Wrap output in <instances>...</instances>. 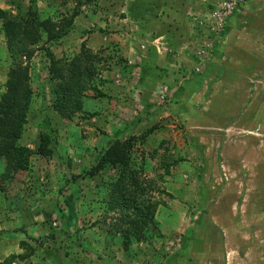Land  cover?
Instances as JSON below:
<instances>
[{
    "label": "rangeland",
    "instance_id": "1",
    "mask_svg": "<svg viewBox=\"0 0 264 264\" xmlns=\"http://www.w3.org/2000/svg\"><path fill=\"white\" fill-rule=\"evenodd\" d=\"M28 1L0 0V10L15 14L17 10H25L29 6ZM65 1L68 2V10L71 9L72 0H35L42 18L52 16L56 7L61 6ZM128 4V0H99L96 6L82 7L79 11L80 15L75 19L74 28L64 39L52 44L50 49L58 59L67 57L70 60L83 44L88 50L96 52L102 48L97 49L96 45L90 48L91 43H102L106 46L107 44L113 46V50L109 52L116 61L119 59L123 61V64L105 65L95 75L101 81L102 77H108L103 80L105 81L104 85L110 84L116 90L125 89L124 98L116 102V100L112 101V94H115L116 91L111 92V96H109L108 91L103 93V86L100 87V91L107 98L106 101L110 100L111 102V113L108 114L104 123L106 126L111 124L116 130L113 136H120L121 140L132 135L136 138V143L131 150L134 164L129 166V169L137 173V187H140V190L145 189V206L151 208H153L152 205L156 206L153 208L154 219H156L154 225H157V229L159 228V236H154L151 243L140 240L132 247L130 246V251L123 249L122 244L127 233L125 230L129 228L127 224L130 221L115 223L120 211L115 213L113 210H108L106 202L110 198L109 187L106 186L108 178L104 181V186L99 189L96 188L97 179L81 178L73 192L75 195L73 203L70 206H65L64 202H61L72 194L71 186L73 184L66 183V181L70 180L72 176L79 175L82 164L92 167L97 159L77 158L80 150L75 143L87 142L88 139L93 138L91 136L94 131L100 132V130L93 127L91 119H86L84 122L74 119L72 123L60 121L59 117L48 109V92L43 83L45 73L40 62L43 54L37 52L32 60L35 66L30 75H32L33 88L39 87L43 90L46 108H40L41 100L32 103L25 131L18 145L35 151L37 134L41 130L46 131L55 127L58 147L51 160L32 155L30 163L34 174L23 178L18 184V190L11 184L6 186L7 188L5 187L4 193H0V220L4 208L9 209L5 200L13 199L18 195L23 200L22 202L27 203L23 207L26 212L18 210L17 207L12 211L14 215L19 212L22 213L21 217L32 215L37 217V213L44 210L52 216L50 223L55 228L58 223L54 219L57 211L59 214L57 213L56 217L57 215L62 216L64 220H68V224L73 221L74 224L65 225L58 236L64 239L62 243L65 245V249L60 247V253L56 257L58 264L66 262L65 253H67L66 258L71 256L70 260L74 264H169V261L175 259L174 256L177 255L179 249L186 246L188 240L185 243L181 237L185 234L190 237L193 232L192 227H195V221L201 210L199 208L203 206L200 203L203 195V189L199 185L200 180L182 177L185 174L182 167L185 171L188 170L187 167H194L190 163H193L197 156L196 152H190L188 140L190 135L197 138L196 140L201 138L200 140L205 144H211V138H208L206 131L198 133L195 129L197 123L203 127L205 125L203 122L206 119H195L192 110L191 113L186 111L190 103L194 105L195 110L202 108V104L197 102L200 92L182 80L180 74L171 72L169 66L162 65L165 62L159 63L161 59H164V56L171 53L169 49L158 43L155 38L149 37L141 42L140 36L133 33L137 30L141 34V29L147 27L143 19L139 17L133 23L136 25V29L132 32L128 29L127 18L124 17L131 9ZM200 24L204 28L206 27L204 21ZM196 42L199 45L201 38H198ZM106 50H110L109 47ZM132 50L135 52L133 53ZM187 50L194 54L196 51L193 48ZM104 57L107 55L104 54ZM0 66L2 67L0 69L1 96L4 91V74L10 66L9 54L1 33ZM203 71H205V67ZM164 72H167L168 75L165 76ZM177 76L179 81L173 82ZM182 91L188 92L192 97L189 100L182 96L177 98ZM87 94L89 97L93 95L91 92ZM205 100L204 97L201 98V101ZM249 100L250 98H245L244 106L249 104ZM104 102L103 100V103H100L102 109L105 105ZM94 105H99L98 99L87 102L85 107L90 108ZM204 110L207 108L202 111ZM131 114L133 119H131ZM206 117L209 118L210 115L206 114ZM188 118L190 119L187 121ZM100 120L103 123V119ZM128 122H134L138 128L135 131L131 130L132 123L128 127L125 125ZM93 147L91 146V152L95 153ZM195 148L200 152V155L206 153L204 151L206 146H196ZM225 148L228 155H232L233 150H236L235 155H239L243 151H238V146ZM99 150L103 153V145L99 147ZM68 164H70L69 167ZM1 168L2 163L0 164V173ZM109 174L110 176L114 175V171L111 170ZM133 184L129 183V187L134 188ZM40 185L42 187H39ZM36 189H38L36 193L42 191L39 197L34 193ZM59 190H62V195L58 194ZM94 190L99 191V197L94 195ZM137 192L140 191L137 190ZM18 200L16 203L20 205ZM25 208L30 210L27 211ZM131 209V206L123 207L121 213L129 215L128 218L132 219L135 214ZM16 217H18L17 214ZM34 221H37L38 228L47 230L42 225L44 218H35ZM20 225H22V221ZM45 226L48 227L46 224ZM188 229H190L189 232H187ZM71 230L74 232H70ZM28 231L35 233L32 228ZM40 232L36 233L39 235V239L46 236V232L42 234ZM53 233L56 232L53 231ZM12 234L11 229L4 231L3 226L0 225V239H2V241L0 240V261H2L1 258H4L3 243L11 241ZM13 235L15 236V234ZM47 240L43 239L44 245H36L38 251L46 247ZM50 241L48 240V242ZM18 250V253L26 252V249L19 246ZM178 258L172 264H178L176 262ZM3 261L1 263L8 264ZM28 263L31 264L30 260Z\"/></svg>",
    "mask_w": 264,
    "mask_h": 264
},
{
    "label": "crops",
    "instance_id": "2",
    "mask_svg": "<svg viewBox=\"0 0 264 264\" xmlns=\"http://www.w3.org/2000/svg\"><path fill=\"white\" fill-rule=\"evenodd\" d=\"M220 1L128 0L131 9L128 15L124 16L131 32L136 29L133 23L139 17L145 21L147 27L141 29V34L137 30L133 33L140 36L141 42L151 37L169 49L171 53L164 56L159 63L165 62L162 65L169 66L171 72L180 74L182 78L188 72L192 74L195 67L193 54L187 49L192 50L197 39L201 38L199 33L203 32L210 42L205 76L197 75L188 82L189 86H196V90L200 92L197 102L202 104V108L195 110L194 105L190 103L186 111L191 113L192 110L195 119H206L203 127L197 123L195 129L198 133H204L203 131L208 133L211 147L203 143L201 138L196 140L197 138L190 135L188 139L190 152H196L197 156L194 162L190 163L194 167H187L186 171L182 167L185 173L182 177L200 180L199 185L203 189L200 203L203 206L199 208L201 210L198 217L196 216L198 221H195L190 237L186 234L181 237L185 243L188 240L186 246L179 249L174 256L175 259L169 261V264L175 262L178 257L176 261L178 264H264V0H249L240 5L227 20L222 31L212 33L209 30V16L216 10ZM203 21L206 29L200 24ZM94 45L98 46L97 49L109 47V51L113 50V46L95 42L91 43L90 48ZM168 73L164 72V75ZM201 76L204 84L198 86L195 80ZM103 79L108 77L105 76ZM175 80L179 81L178 76L173 82ZM106 90L109 96L111 92L116 91L112 94V101L118 102L125 96L123 88L116 90L112 85L106 84L102 87L103 93H106ZM181 96L187 100L192 97L185 91L180 92L177 98ZM202 97L206 100L201 101ZM245 98H250L246 106ZM104 104L103 109L99 111V118L91 119L93 127L100 132L94 131L91 136L93 138L87 142L75 143L80 150L77 158L93 160L100 157L99 147L103 145L105 148L113 138L116 130L111 124L106 126L105 119L102 118L103 111L107 116L111 113V102L105 101ZM204 108L207 110L202 111ZM206 114L210 117L207 118ZM110 118L111 116L108 121ZM131 123L125 125L128 127ZM132 125L131 130L135 131L138 127L134 122ZM91 146H94L95 153L91 152ZM196 146H206L204 150L206 153L200 155ZM229 146H238L237 150L243 151L235 155L236 150H233V154L228 155L225 147ZM81 166L79 174L83 169L90 168L86 164ZM15 188L17 189L18 185ZM41 192L36 196L39 197ZM18 198L21 203L18 210L26 212L23 207L27 203L22 202L19 196ZM5 202L9 208L8 200ZM13 209L4 208L1 213L0 225L3 226V230L11 229L15 234V236L12 234L11 241L3 243L4 258L1 260L25 254L18 253L19 246L22 249L27 247L35 249V253L25 262L17 259L12 264H28L29 260L31 264H58L56 257L60 253L59 249L60 247L65 249L62 243L64 239L58 236L64 228L57 223V227H54L56 233L52 238H48L51 241L47 240L46 247L38 251L36 245L39 235L36 233L40 230V234L47 231L38 228V223L34 219L42 217L46 220L47 212H39L37 217L33 215L21 217L22 213L16 212L14 215ZM57 213L59 214V211ZM57 218L63 217L57 215ZM67 222V220L64 222L66 226L74 224L73 221L70 224ZM30 228L35 233L29 232ZM66 255L67 253L64 254L66 262L62 264H74L70 260L71 256L66 258Z\"/></svg>",
    "mask_w": 264,
    "mask_h": 264
},
{
    "label": "trees",
    "instance_id": "3",
    "mask_svg": "<svg viewBox=\"0 0 264 264\" xmlns=\"http://www.w3.org/2000/svg\"><path fill=\"white\" fill-rule=\"evenodd\" d=\"M98 1L72 0V8L69 10L68 2L65 1L61 6L56 7L52 16L44 18L38 12L35 0H29V6L25 10L15 11V14L0 10V33L5 41L10 59V66L5 74L4 91L0 96V164L2 163L0 193L5 192L6 186L11 184L16 186L27 175L29 177L34 174L30 163L32 155L51 160L58 147L55 127L46 131L41 130L37 134L35 151L18 145L24 134L32 103L41 100L40 108H46L43 90L39 87L33 88L32 75H30L35 66L32 60L37 52L43 54L40 62L45 73L43 83L48 92V109L56 114L60 121L69 123L74 122V119L84 122L93 117L99 118V111L102 109L100 105L85 107L87 102L94 99H98L99 104L107 99L100 91V87L104 86L105 81L97 79L95 75L105 65L123 64V61L120 59L116 61L109 50H106L107 48L93 52L88 50L85 44L70 60L67 57L58 59L50 49L52 44L64 39L74 28L75 19L80 15L81 8L96 6ZM104 54L107 57H104ZM185 82L191 81L185 80ZM195 84L203 86L204 81L200 78L195 80ZM193 88L196 89V86ZM88 92L93 94L92 97H89ZM106 117L107 115L103 111L102 118L106 119ZM119 138L120 136L114 135L110 139L107 147L92 167L83 169L79 175L72 176L70 180L66 181V183L73 184L71 186L72 194L65 197L63 202L65 206H70L73 203L75 196L73 192L81 178L97 179V189L104 186V181L108 178L106 186L109 187L110 198L109 201H106L107 208L115 213L120 211L115 223L130 221L127 224L129 228L125 230L127 233L122 244L124 250L130 251V246L132 247L140 240L151 243L154 236H159V228L157 229V225H154L156 219H154L153 208L156 206L152 205L153 208L145 206V189L140 190V187H137V173L129 169V166L134 164L131 150L136 143V138L133 135L125 140ZM69 166L70 164H68ZM111 170L114 171V175L110 176ZM129 183H134L132 186L135 185V187H129ZM37 191L38 189L34 193L37 194ZM61 191L59 190L58 194L62 195ZM94 195L99 197V191L94 190ZM17 200L18 196L8 200L9 209L19 208ZM129 206L135 214L132 219L128 218L129 215L121 213L123 207ZM46 215L47 218L44 219L42 225L47 228L48 235L41 237L38 240V245H44L43 239L54 236L55 229L50 223L52 216L49 213ZM55 220L61 225V228H65L63 218L56 217ZM27 226H31V224H27ZM34 253L35 249L27 247L25 254L11 256L3 262L12 264L17 259L25 262Z\"/></svg>",
    "mask_w": 264,
    "mask_h": 264
},
{
    "label": "built area",
    "instance_id": "4",
    "mask_svg": "<svg viewBox=\"0 0 264 264\" xmlns=\"http://www.w3.org/2000/svg\"><path fill=\"white\" fill-rule=\"evenodd\" d=\"M247 1L249 0H221L216 10L210 13L208 21L209 30L212 33L221 32L226 21L233 15L232 13H234L240 5L246 3Z\"/></svg>",
    "mask_w": 264,
    "mask_h": 264
},
{
    "label": "flooded vegetation",
    "instance_id": "5",
    "mask_svg": "<svg viewBox=\"0 0 264 264\" xmlns=\"http://www.w3.org/2000/svg\"><path fill=\"white\" fill-rule=\"evenodd\" d=\"M200 37H201V42L198 45L197 42L195 44H197L193 49H195V54H193L194 57V61H195V67L192 70V74L191 72H188L187 75H185L186 77H183L186 80H189L193 77H197V75H203L205 76L206 74V69H207V61L209 58V54H210V42H208V38L203 34V32L199 33ZM208 45V47H207ZM205 67V72L203 71V68ZM203 76H201L200 78H202Z\"/></svg>",
    "mask_w": 264,
    "mask_h": 264
},
{
    "label": "clouds",
    "instance_id": "6",
    "mask_svg": "<svg viewBox=\"0 0 264 264\" xmlns=\"http://www.w3.org/2000/svg\"><path fill=\"white\" fill-rule=\"evenodd\" d=\"M247 2H248V1H247ZM238 8H239V7H238ZM234 13H235V12H234ZM232 14H233V13H232ZM226 22H227V21H226ZM225 24H226V23H225ZM224 26H225V25H224ZM102 80H104L103 77H102ZM182 80H186V79L182 78ZM111 139H112V138H111ZM107 145H108V144H107ZM106 147H107V146H106ZM106 147H105V148H106ZM105 148H103V150H104ZM101 153H102V152H101Z\"/></svg>",
    "mask_w": 264,
    "mask_h": 264
}]
</instances>
